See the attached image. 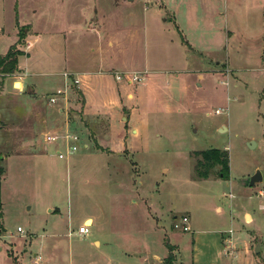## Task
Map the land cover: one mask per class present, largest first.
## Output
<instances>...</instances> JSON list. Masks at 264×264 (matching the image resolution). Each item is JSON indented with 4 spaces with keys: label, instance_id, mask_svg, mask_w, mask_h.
I'll use <instances>...</instances> for the list:
<instances>
[{
    "label": "rangeland",
    "instance_id": "obj_1",
    "mask_svg": "<svg viewBox=\"0 0 264 264\" xmlns=\"http://www.w3.org/2000/svg\"><path fill=\"white\" fill-rule=\"evenodd\" d=\"M114 12L115 70L145 76L90 78L106 113L84 114L81 82L71 85L68 126L87 147L59 157L62 139L43 134L64 128L45 118L65 102L62 71L98 42L88 20L110 24ZM13 44L16 69L0 74V264H115V225L157 264L166 242L179 264H264V0H0V54ZM113 96L114 111L102 105ZM209 147L227 149V177L219 165L194 177L195 151ZM257 168L262 180L244 183Z\"/></svg>",
    "mask_w": 264,
    "mask_h": 264
},
{
    "label": "crops",
    "instance_id": "obj_2",
    "mask_svg": "<svg viewBox=\"0 0 264 264\" xmlns=\"http://www.w3.org/2000/svg\"><path fill=\"white\" fill-rule=\"evenodd\" d=\"M89 24L91 25L88 27L89 29H94L98 28L101 31L99 34V39L98 42L95 44L91 45L88 48V53L86 52L83 54V56L79 59L76 58L78 64L81 65L82 67L74 68V70L70 69V71L77 72L80 77V87L81 91L83 93V113L84 114H92V113H106L109 111H105L100 109L101 106H99L100 103L95 102L94 100L90 99L89 97V92H91L94 87H89L88 81H92L93 78L94 81L98 80L100 83H102V77L108 72H114L115 71V12H114V20L109 24L106 21V17L103 15L101 18H97L96 22L94 23L93 19L88 20ZM72 47H76V45H73ZM68 55V53H67ZM69 56V55H68ZM79 60V61H78ZM96 75V76H95ZM115 78V76H114ZM21 82V81H20ZM34 88V87H33ZM104 88V87H103ZM127 96H133L131 92H127ZM117 99V101H116ZM107 104V105H106ZM102 105H106V108H112L114 111L115 109L120 108L123 106V102L121 101V97H116L113 96V98L106 100L102 102ZM52 112L56 110V113H48L47 116L50 118H46V123H48L49 126L53 125V122L56 119H61L63 121V127L65 128L68 122V113L66 110V104L63 103L61 104H54L53 107L51 108ZM129 114L131 113L130 110ZM124 117V115L122 114ZM42 117V120L45 119ZM63 129V128H62ZM134 132L136 131L135 128L132 129ZM84 147H87V143L85 142ZM33 149L30 150L31 153L35 156V152L37 148L32 146ZM109 148V147H108ZM128 149V147H126ZM110 151H120L116 149L109 148ZM4 157V156H3ZM42 162L45 163L43 160L44 158H41ZM248 214L250 218V213H246L245 215ZM83 222L90 223L88 225L92 226L94 219L93 216L90 214H87L83 217L82 219ZM81 221V223H83ZM80 223V224H81ZM72 228V227H71ZM73 229V228H72ZM89 230V228H88ZM76 233L78 235L85 236L87 233H80L77 231V228L75 229ZM132 229L129 227H126L125 225H115V264H155L157 261L156 257L160 258V255L155 254L152 258L151 250L150 248L146 247V242H143V245L140 243L141 240L138 239V251L136 252L133 243V238L135 237V234ZM229 235L226 236L225 240L230 239L228 237ZM222 241H223V236H222ZM93 242L100 247L102 241L98 237H93ZM228 243V241H227ZM230 244L231 240H230ZM142 249V250H141ZM157 264V263H156Z\"/></svg>",
    "mask_w": 264,
    "mask_h": 264
},
{
    "label": "built area",
    "instance_id": "obj_3",
    "mask_svg": "<svg viewBox=\"0 0 264 264\" xmlns=\"http://www.w3.org/2000/svg\"><path fill=\"white\" fill-rule=\"evenodd\" d=\"M115 78L117 80L125 79L128 83H136L142 81L144 78V71L142 70H118L113 72ZM62 76L64 80V88L60 93V97L63 98L66 104L68 101L67 98V92L68 88L71 87V85H74L75 83H80V77L77 72L70 71V70H63ZM57 95L51 94L48 97V102L51 104L56 103L57 101ZM219 109H216V112H219ZM69 124L66 125L65 128L61 130H54V131H47L43 134V140L46 143H56L58 140L62 139L64 143V151H61L60 149L56 150V153L59 157H66L68 158L70 155L75 153L80 149L81 146H84L85 142L83 141L81 135L74 129H70ZM259 194L264 196V190H259ZM180 222L183 230L190 229V225L188 223V216L182 215L180 217ZM72 230V228L70 227ZM17 230L22 231V228L20 226L17 227ZM77 231L80 233H87L88 232V224L86 222H83L82 224L78 225ZM228 245L230 246V239H227ZM227 252V251H226ZM228 253V252H227ZM40 259V255H37L34 257L33 261L34 263H37Z\"/></svg>",
    "mask_w": 264,
    "mask_h": 264
},
{
    "label": "trees",
    "instance_id": "obj_4",
    "mask_svg": "<svg viewBox=\"0 0 264 264\" xmlns=\"http://www.w3.org/2000/svg\"><path fill=\"white\" fill-rule=\"evenodd\" d=\"M24 32H20V39L23 37ZM22 50L18 49L14 44L9 47V49L0 54V74L3 75L16 69L17 65V55L21 53ZM0 77V85H1ZM79 91V90H78ZM82 95V94H81ZM199 156L195 160L193 167L195 178H206L209 177L213 172L215 165H219L217 174L220 177H227L229 171V157L226 148L219 147H209L205 149H200L195 151ZM3 156L0 153V235L4 232L5 227L2 222V201H1V178L4 173V165L2 164ZM168 247V252L162 260V264H179L175 261L174 246L173 244L166 242Z\"/></svg>",
    "mask_w": 264,
    "mask_h": 264
},
{
    "label": "water",
    "instance_id": "obj_5",
    "mask_svg": "<svg viewBox=\"0 0 264 264\" xmlns=\"http://www.w3.org/2000/svg\"><path fill=\"white\" fill-rule=\"evenodd\" d=\"M248 145H251V141L248 142ZM263 178L261 170L257 168L249 177L244 179L246 184H254L255 182L261 181Z\"/></svg>",
    "mask_w": 264,
    "mask_h": 264
}]
</instances>
